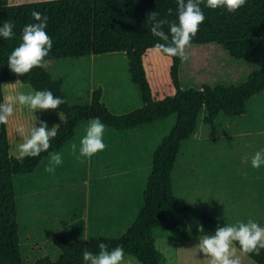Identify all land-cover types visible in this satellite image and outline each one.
Returning <instances> with one entry per match:
<instances>
[{
    "label": "trees",
    "instance_id": "trees-1",
    "mask_svg": "<svg viewBox=\"0 0 264 264\" xmlns=\"http://www.w3.org/2000/svg\"><path fill=\"white\" fill-rule=\"evenodd\" d=\"M200 7L205 20L185 49L187 61H182L154 51L160 41L151 34V25L146 21L153 11L159 13L158 18L175 21L177 0H35L17 4L0 0V24H14L11 39L0 37V103L8 102L18 92L43 90H50L64 101L57 109L34 112L16 103L8 122L0 124V264H24L16 196L25 179L15 190V175L33 172L46 156L74 136L79 125L96 117L108 126L126 129L177 114L170 133L154 150L136 215L126 230L87 239L54 232L52 242L58 257L41 256L35 264H86L83 253H98L99 243L110 248L120 245L125 254L143 264H163V254L150 237L154 229L176 230L180 237L189 238L191 234L212 235L218 225L225 224L176 191L177 185L186 181L184 175L181 182L175 178L176 162L182 142L205 137L220 126V113L245 116L250 111V100L264 92V0H246L233 13L225 8L210 9L205 3ZM33 10L48 17L46 32L53 47L42 67L17 76L8 68V56L22 42L24 26L34 22ZM164 31L168 32L167 25ZM111 53L123 58L124 69L142 100L140 106L123 113L107 105L104 85L91 90L89 75L78 79L70 72L91 64L93 56ZM64 63L68 66L61 65ZM232 120L227 125L241 127ZM40 121L46 122L49 129L59 125L57 136L47 152L21 163L17 153L24 138L16 130L34 123L39 127ZM220 127L225 132L224 126ZM193 148L192 156L196 152ZM194 168L189 164L186 171ZM77 205L75 202L69 207L76 211ZM181 217L186 225L179 224ZM249 256L264 264V250Z\"/></svg>",
    "mask_w": 264,
    "mask_h": 264
},
{
    "label": "rangeland",
    "instance_id": "rangeland-1",
    "mask_svg": "<svg viewBox=\"0 0 264 264\" xmlns=\"http://www.w3.org/2000/svg\"><path fill=\"white\" fill-rule=\"evenodd\" d=\"M27 1L35 0H8L9 4ZM122 59L119 53L93 56L91 64L70 71L78 79L89 75L91 90L95 86L104 85V99L116 113L132 110L142 102L136 84L124 69ZM250 101L249 106L247 104L250 111L245 116L220 113L217 121L220 126H224L225 132L214 135L212 131L205 137L182 142L175 169L178 181H182L183 175L185 180L188 176L195 181L199 178L201 181L220 178L229 197L237 198L238 201L241 197L248 196L251 201L259 195L264 198V166L258 169L251 166L254 153L264 149V92ZM231 119L239 122L241 127L233 129L227 125ZM176 120L177 114L172 113L151 124L132 128L133 130H119L104 123V135L107 138L117 131H131V135L127 139L125 134V138L120 141L111 139L110 149L106 153L93 155V160L100 157L115 160L111 165L99 166V169L106 171H98L96 180H90L88 176L89 158L81 157L77 160L70 152L73 143L79 147L84 135L82 127L77 129L69 148L59 151L63 163L54 173L45 171L49 163L47 156L33 172L16 174L15 190L17 186H22L25 179L18 198L16 196L24 264H35L36 259L41 256L58 257L59 251L52 242L54 232H63L68 238L87 239L107 229L112 231L113 223L109 220V214L124 196L134 205L140 203L154 150L170 133ZM190 143H193L196 150L193 156L188 147ZM189 164L195 165L198 170L194 168L195 170L187 172ZM75 202H78L76 211L74 207H69ZM179 224L186 225L182 217ZM150 237L154 238L155 246L163 254V264H208L205 255L196 248L204 236L192 239L191 234L189 238H183L176 230L154 229ZM127 256L133 257L135 264H143L135 256L126 254ZM243 258L255 263L247 255L242 256Z\"/></svg>",
    "mask_w": 264,
    "mask_h": 264
},
{
    "label": "clouds",
    "instance_id": "clouds-1",
    "mask_svg": "<svg viewBox=\"0 0 264 264\" xmlns=\"http://www.w3.org/2000/svg\"><path fill=\"white\" fill-rule=\"evenodd\" d=\"M201 3H205L210 9L225 8L233 13L243 7L246 0H177L175 21L158 18L159 13L156 11L150 12L146 21L151 25V34L160 41L154 45V51L162 56L179 57L182 61H187L185 49L205 20ZM171 11L168 10L169 14ZM31 16L34 22L24 26L22 42L8 56V68L17 76H24L35 67H42L45 57L53 47V41L46 32L48 17L37 10H33ZM165 25L168 26V32L164 31ZM13 28L12 22L4 21L0 24V37L11 39L14 36ZM16 103L34 112L57 109L64 101L60 97H54L50 90L18 92L14 97H10L8 102L0 103V124L8 122L14 113ZM58 127L59 125H53L49 129L44 121H40L39 127H36L35 123L30 127L19 126L17 134L24 139L18 147V160L23 163L25 158H34L42 152H47L51 147V140L57 136ZM105 128V124L98 117L91 119L80 139L79 147L75 143L71 145V154L77 160L81 157L90 159L96 153L105 150L107 147L104 143ZM62 163L61 153L52 152L49 154V163L45 171L54 173ZM251 166L254 169L264 166V149L254 153ZM199 230L203 231V228ZM98 248V253L90 251L83 253L86 264H135L134 258L126 257L124 248L120 245L110 248L106 243H99ZM196 248L205 255L208 264H242V256L252 253L259 255L261 250H264V227L252 219L247 222L237 221L234 224L218 225L214 234L205 235L199 240Z\"/></svg>",
    "mask_w": 264,
    "mask_h": 264
},
{
    "label": "crops",
    "instance_id": "crops-1",
    "mask_svg": "<svg viewBox=\"0 0 264 264\" xmlns=\"http://www.w3.org/2000/svg\"><path fill=\"white\" fill-rule=\"evenodd\" d=\"M91 119L86 121L85 123L79 125L76 128V131L79 127H82L84 132L85 129L90 122ZM220 126H217L213 130L214 135H218L222 131L220 130ZM132 129V128H130ZM124 130V129H119ZM133 130V129H132ZM121 131H117L116 133H112L113 135L110 138L105 137L104 135V143L107 145L105 150L101 151L99 155L106 153L107 149H110V140H119L124 139L125 136L127 139L130 138L131 131L129 133H120ZM126 134V135H125ZM74 136L68 140L60 149L55 150L53 152H59L64 148H69L70 142L74 139ZM125 135V136H124ZM213 137V135H209ZM129 146V145H128ZM188 147L193 151V143L188 144ZM52 153V152H51ZM49 156V155H48ZM47 157V156H46ZM45 157V158H46ZM44 158V159H45ZM43 159V160H44ZM42 160V161H43ZM114 159L109 158H99L93 160V156L88 161V172L90 180H96L98 177V171H106V169H99L100 165H111L114 163ZM42 163V162H41ZM40 163V164H41ZM39 164V165H40ZM38 165V166H39ZM205 171V168H203ZM190 171V169L188 170ZM178 189L176 191L185 196L188 201L196 205L197 207L203 209L209 214L215 216L216 218L223 221L225 224H234L237 221L247 222L249 219L257 222L260 226L264 227V198L260 195L257 198H254L251 201V198L248 196L247 198L241 197L238 201L237 198L229 197L226 194L225 184L222 179L213 180H203V181H195L193 179H189L187 176L186 181L182 184H178ZM198 188L201 190L199 191ZM199 193V194H198ZM75 195V194H74ZM118 201V206L113 209V212L109 214V220L113 223L112 231L110 229L105 230L101 234L105 235H118L126 230L127 226L133 221L134 216L137 212V205L132 204L129 198L124 196V199H120ZM129 200V201H128ZM117 204L115 203V206ZM68 209V208H67ZM107 228V227H106ZM193 238H201V237H192ZM237 247V246H236ZM238 248V247H237ZM250 259H252L249 255H247ZM253 260V259H252ZM254 261V260H253ZM252 263L249 259H242V264H259L256 261Z\"/></svg>",
    "mask_w": 264,
    "mask_h": 264
}]
</instances>
